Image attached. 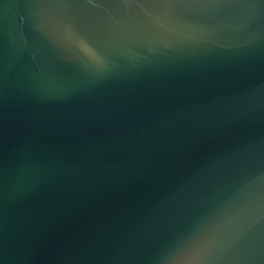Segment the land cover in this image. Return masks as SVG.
Wrapping results in <instances>:
<instances>
[{
  "label": "water",
  "instance_id": "1",
  "mask_svg": "<svg viewBox=\"0 0 264 264\" xmlns=\"http://www.w3.org/2000/svg\"><path fill=\"white\" fill-rule=\"evenodd\" d=\"M0 264H264V0H0Z\"/></svg>",
  "mask_w": 264,
  "mask_h": 264
}]
</instances>
